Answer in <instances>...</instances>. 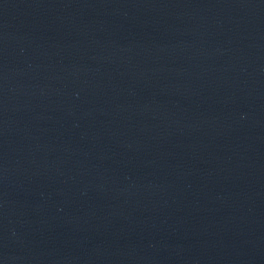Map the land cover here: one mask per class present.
Segmentation results:
<instances>
[{"label": "water", "instance_id": "obj_1", "mask_svg": "<svg viewBox=\"0 0 264 264\" xmlns=\"http://www.w3.org/2000/svg\"><path fill=\"white\" fill-rule=\"evenodd\" d=\"M0 264H264V0H0Z\"/></svg>", "mask_w": 264, "mask_h": 264}]
</instances>
